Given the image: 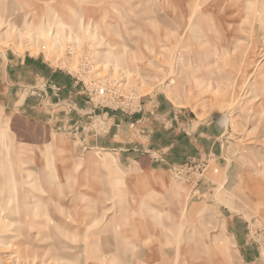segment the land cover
Returning a JSON list of instances; mask_svg holds the SVG:
<instances>
[{"label":"rangeland","instance_id":"1","mask_svg":"<svg viewBox=\"0 0 264 264\" xmlns=\"http://www.w3.org/2000/svg\"><path fill=\"white\" fill-rule=\"evenodd\" d=\"M217 3L0 0V264H264V0ZM18 56L117 99L51 104ZM151 99L222 125L219 153L158 176L91 141Z\"/></svg>","mask_w":264,"mask_h":264},{"label":"crops","instance_id":"2","mask_svg":"<svg viewBox=\"0 0 264 264\" xmlns=\"http://www.w3.org/2000/svg\"><path fill=\"white\" fill-rule=\"evenodd\" d=\"M27 56L30 57V55ZM29 57L18 56L8 59L7 66L17 71L18 81L21 78L20 69H28V73L32 77L31 79L23 77V81L29 80L30 83L28 84H33L40 82L42 79H47L49 83H47V94L51 96V104H61L66 108H69V105L75 106V108L77 106V112L83 111L85 107L86 109L90 108L86 96H81L76 89L75 83L77 84V82H74L73 85L66 76L60 77L58 73L53 75L48 69V64L47 70L46 67L45 69L36 67L38 63L41 66L42 61H39L37 57L33 59ZM51 77H54V79H51ZM52 84L56 86H52ZM57 86H62L60 91L62 95L51 89ZM61 100L62 102L59 104L58 101ZM148 102L150 104H147V102L141 104L134 113L127 110L118 113L112 112V114L108 113L106 119V121H109L107 132L100 137L94 135L95 137H91V141L100 145H108L119 151L123 149L122 147H125L123 150L135 149L136 151L129 152V154H132L131 157L135 159V157L142 156L141 160L144 159V161L149 162L146 167L147 172L156 173L158 176L161 175V172L164 174L166 168L172 163H183L198 155L207 156L209 153L214 155L217 151L219 153L222 146L220 138L224 133L222 125L219 126L214 121L208 120L194 125L193 119L181 118L180 113L174 107L170 106L168 110H160L162 103L158 99L155 101L151 99ZM52 114L51 111L48 112V116H50L47 119L48 122L55 118V116H51ZM76 114V112H73L72 115L75 116ZM165 115L167 116L165 117ZM110 121L115 122L110 123ZM133 121H141L138 126L139 132L141 131L143 134L132 129L131 124H134ZM49 124L51 123L49 122ZM126 129L132 131L130 135L123 134ZM123 137H126V139H122ZM124 152L126 153V151ZM141 160L134 161L139 163ZM136 226L139 229L143 227L142 223ZM144 228L140 229V233L145 232V230L149 232L148 228Z\"/></svg>","mask_w":264,"mask_h":264},{"label":"built area","instance_id":"3","mask_svg":"<svg viewBox=\"0 0 264 264\" xmlns=\"http://www.w3.org/2000/svg\"><path fill=\"white\" fill-rule=\"evenodd\" d=\"M88 62H90V60L88 59V57H86ZM91 71V69L89 70H85L84 69V74L88 76V79L90 80L91 74L88 75V73ZM82 76V75H81ZM83 77V76H82ZM83 82L82 85V90L83 92L87 95V99L92 102V103H96L99 104V102H106V101H110V102H114L115 99H117V90L115 89H109V82H104L101 81L99 79H96L94 81H85L84 79L81 80ZM77 82H79V79L77 80ZM98 98L99 102L97 103L94 99ZM118 101V100H117ZM116 101V102H117ZM103 105V104H101ZM98 108V106H97ZM93 121H97V119H93ZM105 133L107 132V128H104ZM186 169V166H173V170L176 171L177 173H180L182 170Z\"/></svg>","mask_w":264,"mask_h":264},{"label":"bare ground","instance_id":"4","mask_svg":"<svg viewBox=\"0 0 264 264\" xmlns=\"http://www.w3.org/2000/svg\"><path fill=\"white\" fill-rule=\"evenodd\" d=\"M187 1V0H186ZM188 1H190V0H188ZM236 1V0H235ZM214 2L215 3H217V0H214ZM222 2H223V0H222ZM241 2V1H240ZM239 2V3H240ZM239 3H237V4H239ZM218 5H219V3H217ZM200 8V7H199ZM240 11V10H239ZM184 13V12H183ZM204 13V12H203ZM198 16V15H197ZM199 18V17H198ZM196 21V20H195ZM198 21V20H197ZM199 22V21H198ZM102 81H104L105 82V80H102ZM107 82V81H106ZM109 87V86H108ZM95 99H98V98H95ZM234 247H236V245H234Z\"/></svg>","mask_w":264,"mask_h":264}]
</instances>
